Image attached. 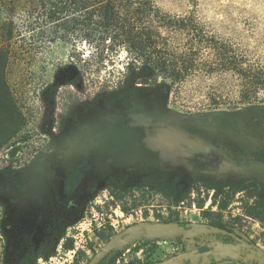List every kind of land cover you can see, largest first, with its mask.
Masks as SVG:
<instances>
[{
  "label": "rangeland",
  "instance_id": "obj_1",
  "mask_svg": "<svg viewBox=\"0 0 264 264\" xmlns=\"http://www.w3.org/2000/svg\"><path fill=\"white\" fill-rule=\"evenodd\" d=\"M11 1L0 11V27L13 18L10 40L0 28L9 96L0 99V264H20L27 256L35 264H89L114 236L146 222L230 226L261 252L257 261L264 264L263 217L248 212L254 199L234 194L222 180H203L170 165L142 146L130 147V141L110 140L111 126L130 111L162 109L200 117L173 125L231 159L264 155V0H154L172 15L195 13L232 45L240 64L199 73L171 91L136 92L111 107L96 95L118 82L126 54L104 66L80 64L71 44L32 39L28 15L22 7L13 13ZM80 47L87 59L89 48ZM81 69L85 76L72 86L73 71ZM224 114L233 123L229 133L212 118ZM91 128L95 138L86 136ZM110 157L117 165L106 171ZM39 162L48 192L44 205L28 202L23 193L28 167ZM75 181L72 191L68 184ZM204 236L142 237L99 264H163Z\"/></svg>",
  "mask_w": 264,
  "mask_h": 264
},
{
  "label": "trees",
  "instance_id": "obj_2",
  "mask_svg": "<svg viewBox=\"0 0 264 264\" xmlns=\"http://www.w3.org/2000/svg\"><path fill=\"white\" fill-rule=\"evenodd\" d=\"M8 2L0 0V11ZM11 4L13 13L22 7L28 15L32 39L71 44L80 64L104 66L126 54L118 82L96 95L109 107L136 92L171 91L199 73L232 70L240 64L232 45L210 32L195 13L172 15L154 0H12ZM12 26L13 18H8L0 27L8 32V40ZM80 46L89 48L87 59ZM6 63V57L0 58V99L9 97L2 80ZM84 76L82 69L73 71L70 84L78 86ZM20 264L33 262L27 256Z\"/></svg>",
  "mask_w": 264,
  "mask_h": 264
},
{
  "label": "flooded vegetation",
  "instance_id": "obj_3",
  "mask_svg": "<svg viewBox=\"0 0 264 264\" xmlns=\"http://www.w3.org/2000/svg\"><path fill=\"white\" fill-rule=\"evenodd\" d=\"M230 117L224 114L212 118L216 120L221 131L229 133L228 130L233 126ZM199 118L183 117L172 111L163 112L162 109L132 110L124 117H120L111 126L113 137L110 140L130 141V147L142 146L147 152L162 161L186 170L200 179L222 180L224 186L231 188L234 194H242L249 199H254L255 203L249 208L248 212L261 215L263 217L261 220L264 222V155H258L250 160L231 159L222 149L219 150L211 143L173 125L174 122H187ZM173 128L180 129L183 132V137H189L196 142L194 145H189L181 141L175 148L163 152L167 157L176 159L179 164L162 158L161 150L151 148L159 140L170 137ZM96 134L97 131L94 128L86 132L88 138H95ZM41 162L43 161L41 160ZM41 162L38 166L33 167V165H30L28 167V183L24 187L23 193L28 195V202L44 205L47 201L48 192L46 182H43L38 174V168L43 165ZM116 165L117 159L110 157L105 161L104 167L106 171H112ZM226 176H233V178L224 179ZM234 176L238 177L235 178ZM77 179L78 177L75 180ZM68 186L71 187L72 191H75L76 181L72 185L69 183ZM1 191L3 190L0 186ZM40 196L45 198L37 200ZM175 224L184 229L190 228V225ZM204 225L216 231L203 232L206 236L196 241V244L193 243L192 245L195 247L177 253L171 264H258V253L251 247L245 236L239 235L235 229L227 225L219 223H206ZM219 244L230 246V250L223 252L218 247ZM184 254H193V257L179 259V256Z\"/></svg>",
  "mask_w": 264,
  "mask_h": 264
},
{
  "label": "water",
  "instance_id": "obj_4",
  "mask_svg": "<svg viewBox=\"0 0 264 264\" xmlns=\"http://www.w3.org/2000/svg\"><path fill=\"white\" fill-rule=\"evenodd\" d=\"M187 136V134H185ZM183 132L180 129H174L170 137L159 140L157 144L151 147L153 150H161L162 158L168 159L169 161L179 164L176 159L167 157L163 154L167 149L175 148L179 142H186L189 145H194L196 142L188 138L183 137ZM215 229H211L209 226L204 224H191L189 229H184L175 223H153L146 222L138 225L128 227L120 235L114 236L109 242L91 259L89 264H99L106 257L111 255L113 252L121 250L128 246L130 243L142 237L156 239V238H175L177 236H193L197 232H215ZM223 252H228L230 246L218 245ZM261 254V252H257ZM193 254H184L179 256V259H190ZM168 261L163 264H171Z\"/></svg>",
  "mask_w": 264,
  "mask_h": 264
}]
</instances>
